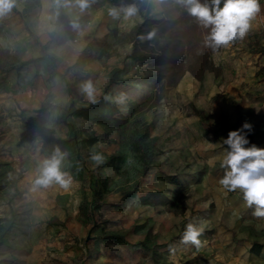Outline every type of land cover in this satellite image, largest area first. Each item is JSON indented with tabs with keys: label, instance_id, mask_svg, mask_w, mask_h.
<instances>
[{
	"label": "rangeland",
	"instance_id": "374dc122",
	"mask_svg": "<svg viewBox=\"0 0 264 264\" xmlns=\"http://www.w3.org/2000/svg\"><path fill=\"white\" fill-rule=\"evenodd\" d=\"M260 4L246 37L213 52L199 79L189 67L204 54L205 29L178 0H142L135 16L119 19L109 15L120 7L109 0H94L83 12L63 0H15L0 16V264H264V218L239 191L219 184L221 139L230 131L247 122L250 145L264 148ZM165 11L197 28L186 73L173 87L131 58L135 30ZM29 61L36 62L21 67ZM125 68L121 83L108 89L111 73ZM85 81L93 84L94 103L107 94L121 107L125 127L87 117L94 103L81 91ZM45 138L70 143L61 165L72 178L67 189L34 185L40 162L51 155ZM94 189L103 197L99 209L91 204ZM132 190L137 197L122 210L112 206ZM151 193L168 203L145 201ZM189 223L201 228L200 247L181 242Z\"/></svg>",
	"mask_w": 264,
	"mask_h": 264
},
{
	"label": "clouds",
	"instance_id": "9594fccd",
	"mask_svg": "<svg viewBox=\"0 0 264 264\" xmlns=\"http://www.w3.org/2000/svg\"><path fill=\"white\" fill-rule=\"evenodd\" d=\"M91 2L92 0H63V6L78 7L83 12L90 7ZM178 2L202 28L208 30L204 44L213 52L244 39L250 30L252 19L261 11L260 0H178ZM14 5L15 0H0V16L8 13ZM137 12L135 4L109 9V15L113 19H119L121 13L127 18L135 16ZM80 87L89 101L94 103L95 89L91 81L83 82ZM251 130L252 125L245 122L241 129L230 131L226 139H221L224 151L220 164L225 172L219 184L229 192L239 191L247 207L254 209V216L264 218V148L250 145L247 137ZM67 155V152H62L57 147L50 156L44 158L39 164L34 185L47 187L55 182L67 189L72 183V178L61 170L62 162ZM93 159L97 162L102 161L98 155ZM201 234L199 226L189 223L181 242L200 247Z\"/></svg>",
	"mask_w": 264,
	"mask_h": 264
},
{
	"label": "trees",
	"instance_id": "16d2710c",
	"mask_svg": "<svg viewBox=\"0 0 264 264\" xmlns=\"http://www.w3.org/2000/svg\"><path fill=\"white\" fill-rule=\"evenodd\" d=\"M112 4L120 7H125L135 3H139L142 0H109ZM144 1V0H143ZM166 5L173 0H162ZM94 2V0H92ZM165 18L153 19L147 18L143 24H141L135 30V44L134 51L131 58L139 59L144 63L151 65V68L157 70V80L162 82L163 86L173 87L176 86L186 73L185 61L187 59V53L190 50L189 40L197 33V28L193 26H187L182 22L181 17H173V11H165ZM196 21V20H195ZM197 22V21H196ZM198 24V23H197ZM208 30L205 29L204 37L207 35ZM143 37V39H142ZM236 42V41H235ZM233 42V43H235ZM152 43H155L154 53L143 54L142 52ZM219 50V49H218ZM213 53L204 44V54L199 56L197 65L191 64L189 70L197 78L202 79L205 71L208 69V58ZM51 60L49 69L53 74H56V68L54 61ZM36 61H29L23 63L21 67H25ZM128 68L122 70H115L110 75V84L108 89L115 84H120L119 76L127 74ZM83 112V111H82ZM87 117L93 120L95 123H100L114 128H123L128 124V118L125 113L116 103L108 99V95L99 99L96 103L90 105L87 109ZM200 114V113H199ZM70 145L68 141H62L54 138H45V148L49 149L52 153L57 147L62 151ZM137 153L142 158L146 157V151L142 145H138ZM176 183V181L174 182ZM179 184V183H176ZM137 190L125 192L122 195V203L112 205L118 210L123 209V203L133 200L137 197ZM156 198V204H166L167 199L161 194L151 193L144 197L145 201ZM103 200L102 194L97 189L93 190V198L91 204L95 209L102 207L101 201ZM106 240H113L119 243H126L123 236H109ZM140 246H146L141 243ZM261 246L254 245L253 252L260 253Z\"/></svg>",
	"mask_w": 264,
	"mask_h": 264
}]
</instances>
